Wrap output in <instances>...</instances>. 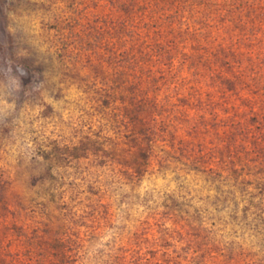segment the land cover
Returning a JSON list of instances; mask_svg holds the SVG:
<instances>
[{
  "label": "rangeland",
  "instance_id": "rangeland-1",
  "mask_svg": "<svg viewBox=\"0 0 264 264\" xmlns=\"http://www.w3.org/2000/svg\"><path fill=\"white\" fill-rule=\"evenodd\" d=\"M117 1L0 0V253L8 264H61L48 259L57 251L72 264H264L254 184L191 170L186 146L162 161L165 143L141 175L120 165L127 131L100 96L129 25ZM227 92L211 94L213 129L244 108V89ZM217 131L207 139L223 144Z\"/></svg>",
  "mask_w": 264,
  "mask_h": 264
},
{
  "label": "trees",
  "instance_id": "trees-1",
  "mask_svg": "<svg viewBox=\"0 0 264 264\" xmlns=\"http://www.w3.org/2000/svg\"><path fill=\"white\" fill-rule=\"evenodd\" d=\"M115 8L127 11L129 25L126 36L117 28L120 73L105 80L100 96L127 131L119 137L130 154L120 165L141 175L157 144H167L162 161L186 146L191 170L216 166L235 187L264 191V0H118ZM226 89L230 97L246 91L244 108L213 129L211 94ZM220 126L227 139L209 141ZM2 255L0 264H8ZM51 258L72 264L63 251Z\"/></svg>",
  "mask_w": 264,
  "mask_h": 264
}]
</instances>
